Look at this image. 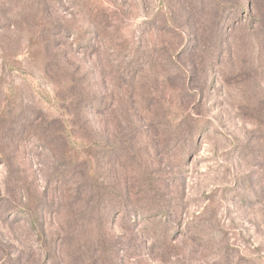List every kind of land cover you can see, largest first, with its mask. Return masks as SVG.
Segmentation results:
<instances>
[{"label":"rangeland","instance_id":"374dc122","mask_svg":"<svg viewBox=\"0 0 264 264\" xmlns=\"http://www.w3.org/2000/svg\"><path fill=\"white\" fill-rule=\"evenodd\" d=\"M0 264H264V0H0Z\"/></svg>","mask_w":264,"mask_h":264}]
</instances>
